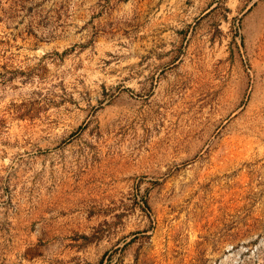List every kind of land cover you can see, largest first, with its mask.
Segmentation results:
<instances>
[{"label": "rangeland", "instance_id": "rangeland-1", "mask_svg": "<svg viewBox=\"0 0 264 264\" xmlns=\"http://www.w3.org/2000/svg\"><path fill=\"white\" fill-rule=\"evenodd\" d=\"M0 264H264V0H0Z\"/></svg>", "mask_w": 264, "mask_h": 264}]
</instances>
